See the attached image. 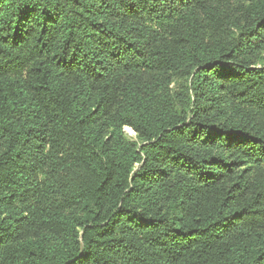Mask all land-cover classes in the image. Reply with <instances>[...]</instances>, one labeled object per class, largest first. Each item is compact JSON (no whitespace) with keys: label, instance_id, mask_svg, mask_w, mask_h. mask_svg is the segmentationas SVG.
Here are the masks:
<instances>
[{"label":"trees","instance_id":"16d2710c","mask_svg":"<svg viewBox=\"0 0 264 264\" xmlns=\"http://www.w3.org/2000/svg\"><path fill=\"white\" fill-rule=\"evenodd\" d=\"M263 55L264 0H0V264H264Z\"/></svg>","mask_w":264,"mask_h":264},{"label":"rangeland","instance_id":"374dc122","mask_svg":"<svg viewBox=\"0 0 264 264\" xmlns=\"http://www.w3.org/2000/svg\"><path fill=\"white\" fill-rule=\"evenodd\" d=\"M261 58V57H260ZM259 65H264V55L262 56L261 61L259 62ZM172 87V86H171ZM175 87V86H174ZM124 134L127 137V139L131 140V141H135V134L133 133V131L129 128H125L124 129Z\"/></svg>","mask_w":264,"mask_h":264}]
</instances>
